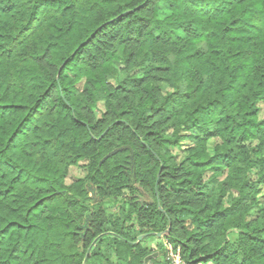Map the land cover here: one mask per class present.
I'll use <instances>...</instances> for the list:
<instances>
[{
    "label": "trees",
    "instance_id": "trees-1",
    "mask_svg": "<svg viewBox=\"0 0 264 264\" xmlns=\"http://www.w3.org/2000/svg\"><path fill=\"white\" fill-rule=\"evenodd\" d=\"M261 105L264 0H0V264H264Z\"/></svg>",
    "mask_w": 264,
    "mask_h": 264
},
{
    "label": "rangeland",
    "instance_id": "rangeland-1",
    "mask_svg": "<svg viewBox=\"0 0 264 264\" xmlns=\"http://www.w3.org/2000/svg\"><path fill=\"white\" fill-rule=\"evenodd\" d=\"M170 91L171 90L169 88H164L163 89V93L165 95H167ZM98 108H99V111H100V113L98 114V117H100L101 114L105 111L104 103H100L99 106H98ZM259 117L261 119L264 118V105H261L260 106V115H259ZM218 143H219V140L218 139H213V140H211L209 142V150L211 151V153L214 152V148H215V146ZM189 144L190 143L187 142L185 144V146L182 147V149H177V148L172 149V152L174 153V155L176 156V159L178 161H181L182 158L184 157V155H185L184 149H186L189 146ZM256 145H257L256 142H251L250 143V146H252V147H255ZM68 176L69 177H68V179L66 181V184L67 185L72 184L73 182H75L78 179L84 178L86 176L85 162L80 163V165H78L77 167L71 168ZM89 191H90V197L91 198H95L96 197L95 196V191L92 190V189H90ZM262 192L263 193H262V196L260 197V202H263L264 201V187L262 188ZM156 241H157V239H155V237H152V239L151 238H147V240H146V242H147L148 245H152ZM165 242H167V241H165ZM152 247L155 249L156 248V245L154 244V245H152ZM165 255H166V252H165ZM164 259H166V258H164ZM148 264H151V261H149Z\"/></svg>",
    "mask_w": 264,
    "mask_h": 264
},
{
    "label": "built area",
    "instance_id": "built-area-1",
    "mask_svg": "<svg viewBox=\"0 0 264 264\" xmlns=\"http://www.w3.org/2000/svg\"><path fill=\"white\" fill-rule=\"evenodd\" d=\"M165 241H164V250L166 252V257H165L166 264H185L181 259L180 248L175 250L174 247L168 241L167 242ZM206 264H213V263L209 262Z\"/></svg>",
    "mask_w": 264,
    "mask_h": 264
},
{
    "label": "water",
    "instance_id": "water-1",
    "mask_svg": "<svg viewBox=\"0 0 264 264\" xmlns=\"http://www.w3.org/2000/svg\"><path fill=\"white\" fill-rule=\"evenodd\" d=\"M117 152V151H115ZM114 154V153H113ZM113 154H110L109 157H111ZM167 234V232H164V233H160V234H150V235H144V236H141L139 238V242L143 241L145 238L149 237V236H154V237H157V238H163L165 237ZM158 254L155 255V257H157ZM152 258L153 256H149L145 261H144V264H148L149 261H152Z\"/></svg>",
    "mask_w": 264,
    "mask_h": 264
},
{
    "label": "crops",
    "instance_id": "crops-1",
    "mask_svg": "<svg viewBox=\"0 0 264 264\" xmlns=\"http://www.w3.org/2000/svg\"><path fill=\"white\" fill-rule=\"evenodd\" d=\"M153 245V244H152Z\"/></svg>",
    "mask_w": 264,
    "mask_h": 264
}]
</instances>
